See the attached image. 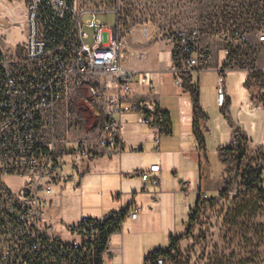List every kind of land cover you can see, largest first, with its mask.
<instances>
[{
    "label": "built area",
    "instance_id": "1",
    "mask_svg": "<svg viewBox=\"0 0 264 264\" xmlns=\"http://www.w3.org/2000/svg\"><path fill=\"white\" fill-rule=\"evenodd\" d=\"M127 0H24L26 9V42L19 54L7 57L0 49V264H109L112 259L110 240L100 230L107 218L92 221L82 217L78 226L68 229L70 240L60 237L45 217L51 204L53 187L62 183L66 159L78 168V161L90 163L98 147H109L120 154L123 150L121 123L114 115H122L123 103L130 104L138 125L150 128L156 143L171 134V123L159 105L143 106L132 101V64L148 59L146 29L132 27L123 17ZM228 0H214L217 8L209 28H183L166 38L171 50L169 73L174 85L195 100L198 90L193 85L196 72L209 71L211 44L225 45L226 59L217 70V106L227 115L230 98L226 78L232 72H245L253 83L251 104L264 106V70L256 64L257 47L250 46L254 35L264 45V0H247L240 7ZM114 17L113 25L102 19ZM148 84L147 77H141ZM84 83H91L89 95L98 98L117 90L106 98L104 138L96 146L77 144L64 147L55 137V122L48 121L53 112L70 94ZM208 118L203 111H194L197 126L194 145L205 156V138L209 134ZM51 133V135L49 134ZM230 151H220L224 166V198L218 204L238 198L246 192L244 176H254L264 190V147L253 146L244 132L233 131ZM160 166L137 175L145 183L158 173ZM83 175L90 173L83 169ZM10 179L21 182L12 189ZM189 186L186 185L185 189ZM203 205L210 204L199 194ZM135 208L128 217L136 221ZM114 226L119 216L113 215ZM194 226L190 222L187 231ZM107 238V239H105ZM175 250H172V255ZM164 256L148 259L144 264H171Z\"/></svg>",
    "mask_w": 264,
    "mask_h": 264
},
{
    "label": "crops",
    "instance_id": "2",
    "mask_svg": "<svg viewBox=\"0 0 264 264\" xmlns=\"http://www.w3.org/2000/svg\"><path fill=\"white\" fill-rule=\"evenodd\" d=\"M246 1L228 0V4L240 7ZM260 18H264V13ZM260 27L264 28V24ZM203 42L211 44L210 67L207 72L194 73L193 85L198 90L200 108L208 118L207 127L210 125L205 138V156L194 145V99L176 88L169 73L170 47L156 44L147 48V61L132 64L136 71L132 78V101L143 106L159 105L170 119L171 134L157 144L155 133L138 125L130 104L123 103V114L113 117L121 123L123 150L120 154L113 153L109 147H98L96 159L90 163L78 161V168L71 166L72 159L65 160L63 181L53 187L51 204L45 210L46 219L60 237L70 240L68 229L78 226L83 216L101 220L123 210L131 214L139 208L137 220L127 217L120 231L111 237L109 264H144L150 253L161 250L157 249L158 239L179 238L177 222L184 205L192 202L196 206L200 193L210 200L219 199L225 189L220 151L231 147L235 129L244 132L253 146L264 147V106L251 104L253 83L245 72L227 75L230 98L227 115L216 114L210 124L209 114L219 109L217 70L227 56L224 44L206 39ZM250 46L264 50L254 35L250 37ZM259 66L260 69L264 66V54L259 57ZM144 76L148 84L140 82ZM117 92H108L104 97ZM156 165L160 170L152 173L151 178L158 180V185L151 180L145 183L137 175L149 172ZM86 168L90 173L83 175ZM187 229L188 225L186 232ZM185 243L187 239L180 245Z\"/></svg>",
    "mask_w": 264,
    "mask_h": 264
},
{
    "label": "rangeland",
    "instance_id": "3",
    "mask_svg": "<svg viewBox=\"0 0 264 264\" xmlns=\"http://www.w3.org/2000/svg\"><path fill=\"white\" fill-rule=\"evenodd\" d=\"M122 9L126 24L147 30L148 39L143 41L145 48L166 45V38L183 28H202L205 31L217 11L214 0H127ZM102 21L113 25L114 17ZM26 35L24 0H0V49L7 57L19 54ZM256 49L258 66L264 50ZM90 86L91 83H84L74 89L47 116L48 121L55 122V137L64 147L74 148L79 143L96 146L105 136L106 97H91ZM219 113L217 109L209 114L211 125L212 117ZM208 128L210 130V125ZM8 184L17 189L21 182L10 179ZM244 202L251 206L248 212L239 217L231 213ZM194 207L191 202L180 211L177 237L184 236L190 223V209ZM187 243L176 247L172 256L179 262L172 261L171 264H264V202L256 192L245 197V191H240L238 198L231 201L201 205ZM157 245V249L166 251L170 247V239H158Z\"/></svg>",
    "mask_w": 264,
    "mask_h": 264
},
{
    "label": "trees",
    "instance_id": "4",
    "mask_svg": "<svg viewBox=\"0 0 264 264\" xmlns=\"http://www.w3.org/2000/svg\"><path fill=\"white\" fill-rule=\"evenodd\" d=\"M194 111H199L201 112L202 109L200 108V105H199V95L197 94L195 100H194ZM205 114V113H204ZM207 117V116H206ZM194 133H197V126L196 124H194ZM231 148H228V149H224V151H230ZM243 184L245 185L246 187V192H245V197H248L249 195L253 194V193H258V196H259V199H262V201L264 202V190L263 188H261V182L259 179L255 178L254 176H244L243 178ZM226 195V190H224L220 197L219 198H224ZM218 200H210V204L212 205H216L218 204ZM201 205H203V203L201 202V200L199 199L195 208L193 210H191V214H190V222H194L198 215H199V212H200V207ZM241 207V208H240ZM239 207V209L231 212L232 214H235L236 217H239V216H242L244 213L248 212L249 209H251V206L248 205L247 202H244L243 205H241ZM115 215H118L119 216V222L116 226H114V229H112L113 227V224H114V220L113 219H110V220H106V222L103 224V225H100V230L103 231L104 233L107 234V238H109L110 236H113L115 233L119 232L121 227H122V224L124 222V220L128 217L129 215V212L128 210H123L121 211L120 213H115ZM92 220V219H90ZM92 221H97V220H92ZM190 236V231H187L185 233V235L183 237H179V238H173L171 237L170 239V247L168 250L164 251V250H159V251H156V252H153V253H150L145 262L148 260V259H154V258H157L159 256H164L166 258H168L169 260H172L174 262H179L178 259L176 258H173L172 256V250H176V247L178 245H180V243L187 239L188 237ZM105 238V239H107ZM247 243H249L247 240H246Z\"/></svg>",
    "mask_w": 264,
    "mask_h": 264
},
{
    "label": "water",
    "instance_id": "5",
    "mask_svg": "<svg viewBox=\"0 0 264 264\" xmlns=\"http://www.w3.org/2000/svg\"><path fill=\"white\" fill-rule=\"evenodd\" d=\"M113 215H110L107 219L110 220L112 218Z\"/></svg>",
    "mask_w": 264,
    "mask_h": 264
}]
</instances>
